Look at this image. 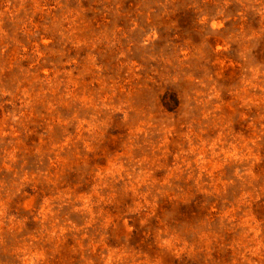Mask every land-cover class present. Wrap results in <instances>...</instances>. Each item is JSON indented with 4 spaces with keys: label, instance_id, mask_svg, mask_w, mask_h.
I'll return each mask as SVG.
<instances>
[{
    "label": "rangeland",
    "instance_id": "obj_1",
    "mask_svg": "<svg viewBox=\"0 0 264 264\" xmlns=\"http://www.w3.org/2000/svg\"><path fill=\"white\" fill-rule=\"evenodd\" d=\"M0 264H264V0H0Z\"/></svg>",
    "mask_w": 264,
    "mask_h": 264
}]
</instances>
